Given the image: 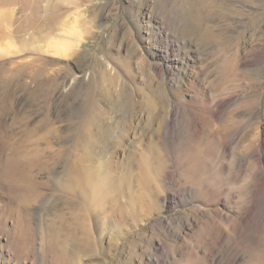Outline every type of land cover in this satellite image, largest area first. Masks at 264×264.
<instances>
[{
  "label": "rangeland",
  "instance_id": "1",
  "mask_svg": "<svg viewBox=\"0 0 264 264\" xmlns=\"http://www.w3.org/2000/svg\"><path fill=\"white\" fill-rule=\"evenodd\" d=\"M28 1L0 4V264H264V0Z\"/></svg>",
  "mask_w": 264,
  "mask_h": 264
},
{
  "label": "bare ground",
  "instance_id": "2",
  "mask_svg": "<svg viewBox=\"0 0 264 264\" xmlns=\"http://www.w3.org/2000/svg\"><path fill=\"white\" fill-rule=\"evenodd\" d=\"M6 2H8V0H0V4L2 5L5 4ZM43 4L44 3L42 2V0H35L34 2H32L31 8L38 13L37 15L38 24L42 28H47V26H50L53 22L56 21L57 17L61 16L63 4L61 0H50L49 4L46 7L45 6L43 7ZM24 6L26 8L30 6V1L27 0V3L24 4ZM50 8L54 11L53 15H47V11Z\"/></svg>",
  "mask_w": 264,
  "mask_h": 264
}]
</instances>
